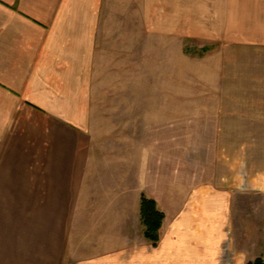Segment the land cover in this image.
<instances>
[{"label": "rangeland", "instance_id": "374dc122", "mask_svg": "<svg viewBox=\"0 0 264 264\" xmlns=\"http://www.w3.org/2000/svg\"><path fill=\"white\" fill-rule=\"evenodd\" d=\"M263 3L105 1L92 157L156 201L162 264L264 263Z\"/></svg>", "mask_w": 264, "mask_h": 264}, {"label": "crops", "instance_id": "0c3cea01", "mask_svg": "<svg viewBox=\"0 0 264 264\" xmlns=\"http://www.w3.org/2000/svg\"><path fill=\"white\" fill-rule=\"evenodd\" d=\"M105 1L0 0V264H162L168 252L147 244L139 188L95 169Z\"/></svg>", "mask_w": 264, "mask_h": 264}, {"label": "trees", "instance_id": "16d2710c", "mask_svg": "<svg viewBox=\"0 0 264 264\" xmlns=\"http://www.w3.org/2000/svg\"><path fill=\"white\" fill-rule=\"evenodd\" d=\"M165 219L164 214L158 209L157 203L154 200H149L146 197L142 198L141 205V222L145 227V238L154 244L160 242V230ZM249 264H264L258 260Z\"/></svg>", "mask_w": 264, "mask_h": 264}]
</instances>
